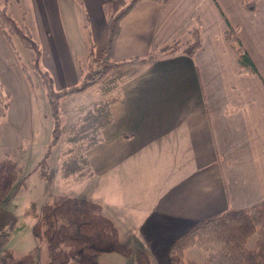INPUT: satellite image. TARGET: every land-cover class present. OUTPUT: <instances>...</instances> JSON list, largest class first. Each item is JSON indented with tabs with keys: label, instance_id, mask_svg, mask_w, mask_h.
<instances>
[{
	"label": "crops",
	"instance_id": "obj_1",
	"mask_svg": "<svg viewBox=\"0 0 264 264\" xmlns=\"http://www.w3.org/2000/svg\"><path fill=\"white\" fill-rule=\"evenodd\" d=\"M15 2L42 46L40 66L56 92L80 88V71L98 68L88 61L90 41L100 57L107 5L113 13L126 6L125 0H84L80 7L71 0ZM229 24L239 28L260 76L240 74L225 39ZM194 28L201 47L189 55ZM149 56L150 64L118 69L62 97L77 103L60 106L61 135L54 143L41 79L32 89L0 30V155L24 151L33 137L41 159L51 142L55 152L44 162L49 183L64 186L56 195L100 202L123 243L128 235L129 247L144 249L153 264H169L172 245L202 221L264 201V0L255 13L244 0L142 1L120 23L113 61ZM83 93L87 97L78 99ZM70 129L79 134L66 141ZM64 141L70 148L61 158ZM76 153L83 159L71 158ZM60 174L70 181H57ZM68 183L77 184L73 194H66Z\"/></svg>",
	"mask_w": 264,
	"mask_h": 264
},
{
	"label": "trees",
	"instance_id": "obj_2",
	"mask_svg": "<svg viewBox=\"0 0 264 264\" xmlns=\"http://www.w3.org/2000/svg\"><path fill=\"white\" fill-rule=\"evenodd\" d=\"M83 5L84 0H76ZM142 1L162 2L163 0H125L126 6L117 13L112 12V5L106 7L108 36L107 43L100 57L94 53V43L90 41L88 61L98 66L93 72L80 73L83 85L80 88L56 92L54 81L47 70L40 66L41 46L33 40L28 29L21 28L8 12L9 0H0V30L8 44L20 59L14 44L18 37L24 47L32 49L35 57L29 66L22 64V70L32 89L42 85L46 90L49 116L54 120V140L61 135V113L59 100L65 96L80 93L102 80L109 73L127 66L150 64L152 56L135 58L123 62L113 61V54L120 34L122 19ZM258 0H244V6L250 13H255ZM192 40L187 52L193 55L201 47L200 30L194 28ZM225 39L231 47L240 67V74L260 76L258 68L244 47L239 28L230 24ZM81 68V67H80ZM30 71L39 74L41 83L32 82ZM7 101V98H6ZM7 110V103H3ZM44 162V161H43ZM45 163V162H44ZM50 174V173H49ZM25 179L23 167L8 152L0 158V247L9 240L12 221L8 220V205ZM50 179V178H49ZM34 234L39 241H44L48 251L45 264H103L100 257L107 253L131 255L134 250L122 242L115 223L104 212L100 202L68 195H52L50 202L42 208V214L34 227ZM256 236L253 247L248 240ZM194 246L202 249L205 261L202 264H264V201L245 210L228 209L205 221L179 238L172 246L170 255L173 264H199L184 260L185 250ZM139 264H153L145 250L136 251ZM46 261V260H45ZM0 264H40L38 247L23 256H16L11 251L0 253Z\"/></svg>",
	"mask_w": 264,
	"mask_h": 264
},
{
	"label": "rangeland",
	"instance_id": "obj_3",
	"mask_svg": "<svg viewBox=\"0 0 264 264\" xmlns=\"http://www.w3.org/2000/svg\"><path fill=\"white\" fill-rule=\"evenodd\" d=\"M71 1L73 3H76L78 6L79 5L82 6L76 0H71ZM7 8H8V12L13 16V18L16 20L19 26L21 28L27 29V27L24 25V21H22L23 16H21V13L18 9V6L15 0H9ZM67 13H68L67 15L72 16L74 20L76 21L79 20L74 10L73 11L67 10ZM25 22L29 23L28 18H25ZM31 37L33 38L34 41L37 42L35 35ZM14 44H15L17 51L19 52L22 64L29 66L30 61H32V59L36 55L34 50L24 47V45L22 44L21 40L18 37H14ZM185 44L186 43L183 42L181 43V46H184ZM80 61L81 62H79V64L82 63V65H84L83 69L87 70L88 66L85 64L86 60L82 59ZM29 74L32 78V82L37 83L39 81L40 78L37 72L30 71ZM43 90L46 91L45 89ZM91 91L92 90H89L88 92L90 93ZM80 95L81 96L78 99L87 97L85 95H88V93H83ZM45 100L47 101V98H45ZM60 102H61V105L60 104L59 105L63 108V110H65V108L70 109V107L76 106V103H77L76 100L73 101L69 98H65V100L63 99ZM48 118H49L48 122L50 124L51 117L48 115ZM44 130H46V124H45ZM77 132H78V129H76L75 131H73V129H70L69 131H67L66 141L74 140L72 138L74 136V133H76L77 135L79 134ZM49 133L51 134L50 131ZM40 134H41V139L43 140V138L45 137V133L41 132ZM50 134L48 136H51ZM66 141L63 142V144L60 146L57 152V153L60 152L59 155L61 156V158H62L63 152L67 150L68 148H70V146H66ZM46 142H48L47 137L45 140V144ZM25 145H26V148L24 151L13 152V155L11 156L14 160L18 162L19 165L23 167V175L25 179L20 185L18 184V187H19L18 190L15 196H13L9 202L8 210L10 213L8 214L9 215L8 220L12 221V226L10 230L9 240L8 242L5 243V245L2 248L0 247V253L2 251L8 250V251L13 252V254L16 256H23L27 254L28 252H30L31 250H33L34 248L38 247L39 262L40 264H45L47 262L49 254H48L45 242L39 241L36 238L34 234V227L41 217L43 206L46 203L50 202L52 199V195L58 194L62 190V188H64V186L61 184V182L60 183L57 182L52 185L49 183L50 181L49 179L50 175L48 174L49 171L47 169V165L43 161L47 159L48 155L51 154V151L54 150V149H51V142L50 144L47 143V146L43 151L44 153L43 157L41 159L38 157L39 154H37L40 148V145H41L38 142V138H33V137L26 138ZM76 154L79 157H77ZM76 154H70L71 158L77 159V160L83 159L82 158L83 154L81 153L79 154L76 153ZM2 156L3 155H0V158H2ZM50 158L52 159L53 157H50ZM57 181H70V180H67L65 177L63 178L60 174ZM70 188L72 189L77 188V184L72 183L70 185L68 183V185L66 186V191H67L66 194H73V191H70ZM66 191H63V192H66ZM123 240L127 245L129 244L130 246H134V245H131V243H129L130 241L128 240V235H123ZM255 241H256V236L254 235L248 240V246L253 247L255 244ZM133 250H134V253H132L131 255H122L119 253L103 254L100 257V262L103 264H139L137 261L136 251L144 250V249H139V247H134ZM183 255H184V260L186 262L193 260L199 264H202L205 261V255L202 249L199 248L198 246H194V247L186 249ZM169 257H170L169 264H173L174 259L172 255H170V253H169Z\"/></svg>",
	"mask_w": 264,
	"mask_h": 264
}]
</instances>
